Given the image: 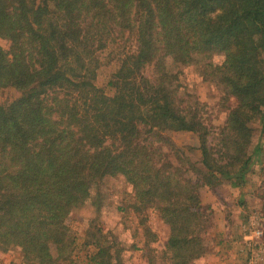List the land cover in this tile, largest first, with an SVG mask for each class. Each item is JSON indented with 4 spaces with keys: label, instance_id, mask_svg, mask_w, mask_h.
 I'll use <instances>...</instances> for the list:
<instances>
[{
    "label": "trees",
    "instance_id": "1",
    "mask_svg": "<svg viewBox=\"0 0 264 264\" xmlns=\"http://www.w3.org/2000/svg\"><path fill=\"white\" fill-rule=\"evenodd\" d=\"M0 38L9 42L0 87L19 91L0 105V250L71 264L66 219L119 175L134 211L170 227L162 264H192L204 247L199 189L241 187L262 153L252 131L264 119V0H0ZM106 50L120 62L111 97L94 84ZM167 58L200 63L234 99L214 143L197 112L177 104ZM172 132L195 134L198 156ZM104 243L93 242L91 264H123Z\"/></svg>",
    "mask_w": 264,
    "mask_h": 264
},
{
    "label": "rangeland",
    "instance_id": "2",
    "mask_svg": "<svg viewBox=\"0 0 264 264\" xmlns=\"http://www.w3.org/2000/svg\"><path fill=\"white\" fill-rule=\"evenodd\" d=\"M0 47L9 50V42L0 38ZM260 56L264 59V50ZM99 58L101 65L94 84L111 97L115 92L114 73L120 62L107 50L99 53ZM166 67L176 77L172 87L177 104L188 105L197 112L210 129L209 142L214 143L216 132L224 124L234 99L220 83L204 80L198 62L176 64L167 58ZM152 68V64L147 65L143 74L152 76ZM18 96L17 89L0 87V105L7 106ZM169 137L182 152H186L187 158L198 156L195 134L172 132ZM256 144L261 146L262 153L241 187H231L228 181L223 180L217 188L203 186L199 189L206 214L202 234L204 247L192 264H264V119L253 123L252 145ZM134 205L132 188L122 176L101 179L89 201L72 210L65 221L75 239L71 264H91V254L95 250L93 242L96 240H101V243L105 240L104 244L120 249L123 264H144V251L149 252V249L156 255L157 264H162L170 227L151 209L136 213ZM144 227L149 228L150 236L145 235ZM4 261L29 264L14 248L0 250V263L4 264Z\"/></svg>",
    "mask_w": 264,
    "mask_h": 264
},
{
    "label": "crops",
    "instance_id": "3",
    "mask_svg": "<svg viewBox=\"0 0 264 264\" xmlns=\"http://www.w3.org/2000/svg\"><path fill=\"white\" fill-rule=\"evenodd\" d=\"M3 263H4V264H5V263H6V264H10V263H8V262H5V261H4ZM0 264H2V263H0Z\"/></svg>",
    "mask_w": 264,
    "mask_h": 264
}]
</instances>
